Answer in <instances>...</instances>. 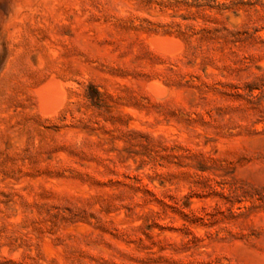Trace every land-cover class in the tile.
<instances>
[{"label": "rangeland", "instance_id": "obj_1", "mask_svg": "<svg viewBox=\"0 0 264 264\" xmlns=\"http://www.w3.org/2000/svg\"><path fill=\"white\" fill-rule=\"evenodd\" d=\"M0 264H264V0H0Z\"/></svg>", "mask_w": 264, "mask_h": 264}, {"label": "bare ground", "instance_id": "obj_2", "mask_svg": "<svg viewBox=\"0 0 264 264\" xmlns=\"http://www.w3.org/2000/svg\"><path fill=\"white\" fill-rule=\"evenodd\" d=\"M36 94L40 107L45 111L61 107L66 97L62 85L54 79L41 86Z\"/></svg>", "mask_w": 264, "mask_h": 264}]
</instances>
